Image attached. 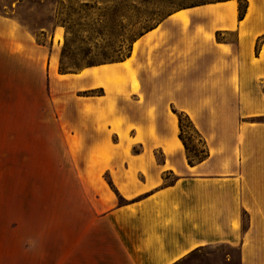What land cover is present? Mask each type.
<instances>
[{
	"label": "crops",
	"instance_id": "0c3cea01",
	"mask_svg": "<svg viewBox=\"0 0 264 264\" xmlns=\"http://www.w3.org/2000/svg\"><path fill=\"white\" fill-rule=\"evenodd\" d=\"M240 1L241 16L239 0L163 14L107 63L122 72L108 88L93 79L104 64L59 72L58 52L0 12V264H180L215 245L264 264V0ZM52 57L48 90L23 114V82ZM173 108L201 135L202 160L189 163ZM38 148L62 149L76 181L77 238L61 251L47 218L7 205L20 165L49 163L23 155Z\"/></svg>",
	"mask_w": 264,
	"mask_h": 264
},
{
	"label": "rangeland",
	"instance_id": "374dc122",
	"mask_svg": "<svg viewBox=\"0 0 264 264\" xmlns=\"http://www.w3.org/2000/svg\"><path fill=\"white\" fill-rule=\"evenodd\" d=\"M206 1L209 0H0V12L17 16L37 42L46 47L47 54L58 52L59 72L74 73L124 58L132 41L166 11ZM54 64L53 57L50 61L44 58L38 68L28 73L27 82H23V114L35 112L39 92L49 88V71ZM121 73L120 70L113 80ZM129 75L135 91L137 73L129 72ZM182 128L190 150L188 158L196 160V155H203V144L186 119ZM61 152L59 148L23 150L27 156L47 155L49 163L23 162L21 177L7 179L9 210L11 203L16 205L18 214L27 213L41 221L47 218L49 244L54 251H61L62 243L77 238V217L72 212L78 205L76 181L68 178L72 169L62 163ZM68 210H71L69 214ZM226 253L231 256L230 262L224 260ZM180 264H237V248L205 247Z\"/></svg>",
	"mask_w": 264,
	"mask_h": 264
},
{
	"label": "trees",
	"instance_id": "16d2710c",
	"mask_svg": "<svg viewBox=\"0 0 264 264\" xmlns=\"http://www.w3.org/2000/svg\"><path fill=\"white\" fill-rule=\"evenodd\" d=\"M241 1L239 0V16L242 15V11L243 9H241ZM169 11H166L165 13H167ZM164 13V14H165ZM141 34V33H140ZM139 34V35H140ZM122 59V58H121ZM119 59V60H121ZM114 61H118V60H114ZM112 62V61H111ZM172 111L177 115V119H178V126H179V134H178V137L180 138V140L182 141L183 143V146L184 148L186 149L187 151V156H188V152L190 151L189 150V147H188V144H187V141L186 139L184 138L183 136V120L186 119L188 121V124L190 125V127L195 131V133L198 135V137L200 138L202 144H203V155L202 156H198L196 155V160H191L190 158H188V161L189 163L193 162V161H200L202 160L205 156H206V150H205V146H204V141L201 137V135L199 134V132L197 131V129L194 127L193 123L191 122V120L189 119V117L183 112V111H179L177 109H172Z\"/></svg>",
	"mask_w": 264,
	"mask_h": 264
},
{
	"label": "bare ground",
	"instance_id": "6f19581e",
	"mask_svg": "<svg viewBox=\"0 0 264 264\" xmlns=\"http://www.w3.org/2000/svg\"><path fill=\"white\" fill-rule=\"evenodd\" d=\"M121 63V62H120ZM127 61H123L122 67L127 68ZM114 65V66H113ZM95 68V67H94ZM120 69L115 64H104L99 67L98 71L93 72V79L104 87H108L109 82L113 80V76L116 75Z\"/></svg>",
	"mask_w": 264,
	"mask_h": 264
}]
</instances>
